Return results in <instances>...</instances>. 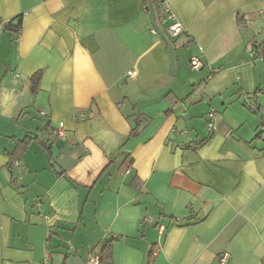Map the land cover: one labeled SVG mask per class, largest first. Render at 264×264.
I'll return each instance as SVG.
<instances>
[{"label":"crops","instance_id":"1","mask_svg":"<svg viewBox=\"0 0 264 264\" xmlns=\"http://www.w3.org/2000/svg\"><path fill=\"white\" fill-rule=\"evenodd\" d=\"M169 9L0 0V264H264V0Z\"/></svg>","mask_w":264,"mask_h":264},{"label":"built area","instance_id":"2","mask_svg":"<svg viewBox=\"0 0 264 264\" xmlns=\"http://www.w3.org/2000/svg\"><path fill=\"white\" fill-rule=\"evenodd\" d=\"M160 2L161 5V15H162V19L161 21L164 22H171L170 25L167 27V32L171 37H177L179 36L182 32H183V28L181 27V25L178 23V21L176 20L175 16L173 15V13L171 12V10L169 9V0H158ZM253 56V54H252ZM189 67L194 70V71H198L202 68V63L201 61L196 58V57H192L189 60ZM134 71H127L126 75L128 77H132L134 76ZM208 117L210 119H212L213 117V110H211L208 114ZM211 121V120H210ZM208 129L211 132H214L215 127L212 124V122H209L208 124ZM53 133L59 138V139H63L64 138V132L61 128L55 129L53 131ZM162 228H161V232H162ZM228 260V254L223 253L220 259L221 263H225ZM89 264H98V257H93L90 261Z\"/></svg>","mask_w":264,"mask_h":264},{"label":"trees","instance_id":"3","mask_svg":"<svg viewBox=\"0 0 264 264\" xmlns=\"http://www.w3.org/2000/svg\"><path fill=\"white\" fill-rule=\"evenodd\" d=\"M154 1H156V3H157V6H158V8H159V11H160V15H161V5H160V2L158 1V0H154ZM161 19H162V15H161V17H160ZM21 22H22V20H21V17H16L14 20H12V21H9V22H7V23H2L1 21H0V29H3V30H5V31H10V32H14V33H17L18 34V32L20 31V28H21ZM254 48H258L257 49V52L258 51H260L259 52V54H263L264 53V44L260 47V46H258V47H254ZM254 57V56H253ZM33 79H34V82H33V85H36V81H37V79H38V74L37 75H35L34 77H33ZM248 109L250 110V111H255V107L254 106H251V105H249L248 106ZM57 129V128H56ZM55 130V128H51V127H48V129H47V132H48V136H49V140H47L46 141V143H45V149H48L49 150V147H51V145L53 144V143H57V141H58V137L53 133V131ZM206 142V141H205ZM202 143H200L199 145H201ZM195 148V147H194ZM15 160V159H14ZM180 220L179 219H176V221H174V223L176 224V225H179L180 224ZM106 257V256H105ZM98 264H110V263H106L105 261H104V256L102 255V254H99V258H98Z\"/></svg>","mask_w":264,"mask_h":264},{"label":"water","instance_id":"4","mask_svg":"<svg viewBox=\"0 0 264 264\" xmlns=\"http://www.w3.org/2000/svg\"><path fill=\"white\" fill-rule=\"evenodd\" d=\"M56 144H57L58 147L62 148V147L64 146V144H65V140H63V139H58V141H57ZM54 167L56 168L55 165H54ZM55 171H56V172H59L58 169H55Z\"/></svg>","mask_w":264,"mask_h":264},{"label":"rangeland","instance_id":"5","mask_svg":"<svg viewBox=\"0 0 264 264\" xmlns=\"http://www.w3.org/2000/svg\"><path fill=\"white\" fill-rule=\"evenodd\" d=\"M207 127H208V125H207ZM205 129H206V127H205ZM206 131V130H205Z\"/></svg>","mask_w":264,"mask_h":264}]
</instances>
